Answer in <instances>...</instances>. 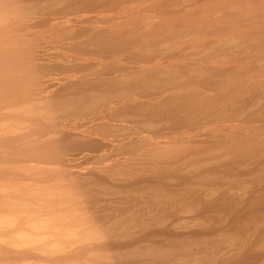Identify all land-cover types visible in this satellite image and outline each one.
<instances>
[{"label":"bare ground","instance_id":"1","mask_svg":"<svg viewBox=\"0 0 264 264\" xmlns=\"http://www.w3.org/2000/svg\"><path fill=\"white\" fill-rule=\"evenodd\" d=\"M179 71H186L192 81L200 79L202 80H198L200 84L206 88L211 86L212 89L214 84H211L209 81L211 79L207 76L218 75L216 78L221 77L220 80L223 81L216 80V83L217 81L221 83L217 85L223 86L222 92L220 93L218 88L220 94H214L213 98H202L207 93L203 96L201 94V98L190 96L191 92L183 95L186 87L182 94V86L178 87ZM181 73L178 76L186 75ZM102 76L106 78L100 81ZM188 76L185 79H188ZM191 79H189L190 82ZM260 87L264 88V0H0V264H264V212L262 211L264 193L256 197L250 193L230 196L225 191L218 190L223 186L230 189H243L246 185L263 186L261 175H264V116H260L257 112L245 114L242 108H238L243 112L241 116L246 115L245 123L259 124L252 126L251 129L250 125L246 127L248 125L246 123L243 125L245 127L238 124V128L228 125L219 134L211 129L213 132L208 131L202 135L199 134V130V132L196 130L198 133L187 136L184 134V137L162 143L172 147L171 150V147L168 148L165 145L168 150H171L169 153L172 156L174 153L176 156L178 154L176 152L178 148L174 149V147L186 146V149L183 147L182 150L179 148L177 151L181 150L183 153L186 150L188 156L180 160L179 158L184 156L180 155L178 160L173 156L175 160L170 155L168 160L171 158L172 162L166 161L167 158L163 160L160 158L159 164L160 161H166L172 167L178 166V170L182 161L183 165L188 162L186 168L196 164L200 169L203 167L196 178L192 177L195 178L194 180L187 177L188 181H197V186H193L195 191L192 193L185 192L192 186L191 182L189 184L188 181L187 183L186 180L184 181L187 179L186 176L184 178L180 175L178 178H183L179 180L176 177L179 183L174 187L183 189V193H187L185 198L194 202H184L185 200L180 202V197L177 198V196H180L182 192L179 189L180 194L177 190L178 194L175 193L177 195L174 193L168 195L170 182H166L168 181L166 177L169 178L170 174L159 178L160 170L159 168L156 170L154 166L153 169L157 171L154 172L157 173L156 175L159 174V180L166 179V181L160 180V183L166 182L165 187H169V190L165 191L164 184H161L160 189L161 186L156 183L157 177L149 180L148 175L155 174L153 171V174H147L148 181H146L147 178H143L145 172L141 175L146 182L141 178L145 186L143 184L140 186V181H137L140 172L136 171L141 169V165H137V169L132 168L134 166L131 167L132 170L136 169L134 175L138 173L135 176L133 173L129 175V177L133 175L134 178L133 183L130 182L132 184L127 183L131 191L127 190L128 185L124 188H127L128 192L133 191L135 196L146 194L147 198L148 192L146 193L144 189L142 191L138 186H144L145 189L149 187L150 189L147 190L153 195L150 193V198L146 200L154 202L143 200L145 198L143 195L141 202L140 197L139 202L136 198L137 202L127 199L125 202L127 204L123 203V206L114 205V202L108 203L111 200L100 205H94L95 202L82 204L83 199L87 200L93 194L82 195L83 199L80 200L82 197L74 195L75 190L72 192L74 194L69 195L63 192L66 191L64 184L66 185L68 181L70 183V180L74 181L73 178L68 177L70 180L67 178L68 180L66 179L63 184L66 176H76L88 170H90L88 173H92L95 169H92L94 165L112 162L110 155L112 159L116 153L115 150H121L119 147L122 143L128 140L129 145L128 142L131 139L127 137H131L130 134H135L136 131L129 132L128 125L127 133L126 130H122L124 133L112 130L117 132V135L121 133L122 138L129 132L130 136H127L126 140L120 139L119 136L115 137V134L113 136L118 139L104 140L102 137L103 135L106 137V132L110 128L108 126L102 127L106 132L102 128L97 131L102 135L101 137L95 133V137L98 136L103 140L99 138L96 140L94 137V141H91L90 136L94 135V131L91 132L92 134L89 133L90 138H84L83 129H88L94 124L99 128L107 119L115 116H110L111 114L124 113L125 107L120 105L119 108L122 110L119 112L118 104H123L125 101L134 104L137 102L141 107L139 104L135 105H138L141 110H150L154 116H158V119L156 118L155 121L149 114L146 115L149 119L144 118L148 119L147 122H144L142 118L143 125L146 123L149 127H157L159 123L160 125L165 123L167 119L156 126L152 125L154 122L157 124L160 114L164 116V119L169 116L173 122L177 120L175 124L168 121L170 125L173 123L175 130L172 129L175 133V126L179 128L180 124L184 125L180 118L185 115L188 120L194 109L202 110L210 115L212 112L216 113L217 109L223 108L219 106L225 104L227 108V104L231 105L234 100L242 98L244 93L254 94L261 89ZM166 90L169 91L168 94ZM259 95L257 98L261 99V96L264 98V92ZM153 96H156L155 100L159 99L158 103L161 98L166 97L163 104L154 106L155 103L151 101ZM120 97L124 98V101ZM263 98L261 99L263 103H260L261 100L258 102L259 99L252 98L251 104L254 102L253 106L254 104L258 106L260 103L264 107ZM150 101L153 107L150 106ZM128 104L124 105L128 107ZM134 104H130L129 109L130 106H135ZM114 108L117 110L115 111ZM133 108L131 107L130 110ZM112 109L115 112L110 114ZM235 111L239 116L241 111L238 110V112L237 109ZM126 112L121 119L120 114H116L120 121L129 113ZM215 113L213 116L216 117ZM234 114L235 112L230 113V115ZM131 115L127 118L131 117L129 120L130 123L134 121L132 126L134 127L137 114L134 118ZM69 116H72L74 121L77 120L75 117L79 116L80 121L78 122L77 117V123H72L70 118L71 123L66 124ZM219 116L222 115H217L218 118ZM66 118L68 119L66 123L64 122L65 124L61 120L60 123L57 122L59 119L66 120ZM115 119L118 122L119 119ZM132 119L134 120L131 121ZM123 121L121 124H124ZM137 121L136 124L141 123L140 120ZM167 124L166 126H170ZM114 126L113 124L112 127ZM147 126L143 127L148 128ZM115 128L119 129L118 126ZM136 128L139 127L136 126ZM203 131L206 132L205 129ZM107 136L108 139H114ZM157 136L160 140L161 136ZM81 137L88 143L80 142ZM132 138H134L133 135ZM136 140L133 141L134 144L139 143V141L136 143ZM134 144L131 143L130 147L124 145V149L125 146L134 148L133 146H136ZM137 146L140 148L142 145ZM197 146L199 151L196 149ZM165 147L162 151L161 146L163 156L162 152L161 154L158 152L161 157H164L167 151ZM193 147H196V150H192ZM112 150L113 154L110 152ZM131 150L129 151L132 152ZM65 151L75 154L72 153L69 158L70 152H68L65 157L63 155ZM127 151L118 153L124 155L122 153H128ZM107 152H110L108 153L110 155ZM132 153L139 155V151L137 154ZM205 154L213 157H203L206 156ZM153 155L159 156L155 153ZM194 155L199 156L201 160L196 162L195 159L198 157L192 160L191 157ZM115 156L113 162H115ZM144 156L143 163H152L154 159H157L156 157L153 159L150 155L149 159L153 160L151 162L147 160L148 158L146 159V155ZM121 158L118 159L121 161ZM223 158L226 160H222ZM126 159H129L128 156ZM134 159H129L127 166H125L127 162L124 161L122 165L128 169L129 163L132 162L131 165H133ZM79 160L85 162L89 160V163L96 164L90 167L88 163L86 167L81 168L80 164L76 163ZM120 161L118 162L122 163ZM209 161L212 164L217 162L215 165L218 162L219 164L218 166L209 164L212 170L205 169ZM119 163H115V166H120ZM140 163L143 166L142 161ZM161 163L165 164V162ZM148 166H145L149 168L147 170L152 169ZM164 166L161 167L166 169L167 167ZM99 167L98 170L95 169L97 172L100 170ZM106 167L105 165L103 169L100 167L101 173L110 172L108 167L107 172L104 170ZM131 168L127 170L128 172L130 170V173ZM118 169L120 168L114 169V173H117L115 171ZM140 169L138 171H142ZM259 169L260 173H258ZM150 171L146 172L151 173ZM162 173L165 174V170ZM167 173L168 170H166ZM93 175L94 177L99 175L97 179L91 178V181L94 180L92 182L96 184L95 181L99 180L101 174L96 175L93 171ZM119 175L114 174V176ZM170 176L172 180L169 179V181L177 182L174 175ZM104 177L106 182L110 180L107 179L110 176ZM119 177H114L115 179L110 177L113 179L112 183L117 179L118 184ZM104 179L101 177V180L105 181ZM125 181L127 182V178ZM122 182L124 181L121 179ZM182 182L189 187L184 186L185 189L182 188L183 185L179 186ZM112 183H108L107 187L104 183L102 184L108 189L111 188L110 185L118 186ZM154 184L159 189H154L156 188ZM120 185V188H123L122 184ZM198 187L200 191L197 193ZM215 187L218 189H214ZM116 189L115 191H120ZM132 189L136 191L138 189V192L141 189V191L134 194L136 191ZM122 193H125V190ZM214 193H217L216 198L208 199ZM126 194L127 198L132 196L131 193L129 196ZM65 195L70 196L69 198L73 201L79 198V202L82 203L78 200L65 202L68 199ZM88 195L89 197H86ZM171 195L176 198H172ZM63 196L66 198L64 201H62V198L65 199ZM169 196V200L175 198L179 202H170L172 199L169 201ZM163 198L164 200H161ZM165 198L169 202H164ZM208 200L211 202H207ZM244 205L249 206L248 212H243ZM223 214L227 219L220 218ZM244 220L249 224L252 223L254 228L263 224V229L259 227V232H256L258 230L252 228L255 233L251 229L252 225H249L250 228L247 226L248 229L244 231ZM226 221L227 225H230L225 224L227 227L235 226V229L237 225L239 227L242 224L239 227L240 229L242 226L241 231L237 227L239 234L235 230L234 234L227 236L225 232L230 233L234 228H228L229 231L223 229L221 224ZM246 224L245 222L244 225ZM251 233L253 236L257 235L251 240V244L246 243V236L250 239Z\"/></svg>","mask_w":264,"mask_h":264},{"label":"rangeland","instance_id":"2","mask_svg":"<svg viewBox=\"0 0 264 264\" xmlns=\"http://www.w3.org/2000/svg\"><path fill=\"white\" fill-rule=\"evenodd\" d=\"M160 49H161V48H160ZM162 62H163V61H162ZM187 63H191V62H190V61H187ZM190 65H191V64H190ZM186 67H187V66H186ZM180 72H182V73H186V75L183 76L184 74L181 73L182 76H178V75L180 74ZM188 72L191 73L190 71H188ZM179 74H177V78L180 77V78H179V79H180L179 81H180V83H181V82H182V83H181V84L178 83V87H179V85L182 86V87H181V89H182V92H181V93H182V94H183V92H184V88L186 87V88H185V92H184L183 95H185V94L188 95V94L191 92V93L189 94L190 96L197 97V98L200 97V98H201L203 95H205V94L207 93V94H206L205 96H203L202 98H204V97H205V98H209V97H210V98H211V97L213 98V97H214V94H215V95H216V94L219 95V94L222 92L223 86H218V85H217V84H219L218 81H219L220 78H221V77H220L219 79L216 78V77H218V75H216V77L211 75L213 79L210 78V77H211L210 75H209L210 77H208V76L206 75L207 78L211 79V80H209V81L211 82V84H214V85H213V86H214L213 89H212L211 86H209V87H210V89H209V87L206 88L205 86H203L202 84H200L201 82L198 81V80H200V79H197L198 83H197V81L194 80V79H193V81H192V79L189 78L190 76L187 75V72H186V71H185V72H184V71H179ZM187 76H188V79H185ZM183 77H184V78H183ZM105 78H106V76H104V78H103V76H102V79L100 78V81L103 80V79H105ZM181 78H183L184 80L181 79ZM189 79H191V82H190ZM213 80H214V81H213ZM216 80H218L217 83H216ZM179 81H178V82H179ZM200 81H202V80H200ZM222 81H223V80H220V82H222ZM97 82H98V81H97ZM185 82H187V83H185ZM220 84H221V83H220ZM220 84H219V85H220ZM198 85H199V86H198ZM201 85H202V86H201ZM215 85H216V86H215ZM189 86H190V87L192 86L193 88H192V87L190 88ZM196 86H197L199 89L196 88ZM188 87H189V88H188ZM216 87H217V88H216ZM221 87H222V88H221ZM204 88H205V89H204ZM214 88H215V89H214ZM218 88H219V92H220V93L218 92ZM220 88H221V90H220ZM260 88H261V89H258V90H257L258 93H257V91H256L257 94L254 93V94L256 95V98H255V95H254L253 93H249V92H247V94L244 93V94L242 95V98H239V99H238V100H239V103H238V100H234V101H233L234 104H233V103H231V105L227 104V108L225 107V106H226L225 104H224L225 106H224V105H223V106H222V105L219 106V108H220V107H223V108H220V109H217V108L215 107V108L217 109V112H218V111H220V112H218V114H216L217 112H216V113H215V112L210 113V115H211L212 117L209 115V113H208V115H207V113H206V112H203L202 110L199 111V110H197V109H196V110L194 109L193 111H195V112L192 111L193 114L191 113L192 115H190V117H189L188 120L185 118V115H183V116H184V119H183V116H182V118H180L181 121L184 122V125L182 126V125L180 124L179 128H177L178 126H177V127L175 126V128H176V132H175V133L173 132V131L175 130V129H174V126H173V123L175 124L177 120H176L175 122H173V121H172L173 119L169 118V116H167V118L164 119V116H162V114H160L161 116L159 117V120H161V121L158 120L157 124H156V122H154L152 125L156 126V125H158L159 122H162V120L165 121V120L167 119V120L165 121V123L162 122V123H163L162 125H160V123H159V125H158L157 127H149V126L146 125V123L143 125L144 122H147V121H148V119H149L148 117H149L150 115H152V116H150V117H151V118L153 117L154 120H155L156 118L158 119V116H154V115L150 112V110H147V111L144 110V111H145V112H144L143 110L140 109L141 106H140V104L137 103V102H135V104H139L140 107H138V105L136 106V105L132 102L136 107H135V106H130V109H131V107H132V108L134 107V108H136V109L133 108V110H130V109H129V105H130V104L133 105V104H132L131 102H129V101H127V102L125 101V103L121 104V103L119 102V100H120V99L123 100L124 98L122 99V98L120 97V99L117 100V102L120 103V104H118V105H119L118 108L120 107V105H122L121 107H125V108H123V110H124L123 112H124V113L121 112L122 109H120V108H119V109H120L119 112H121L122 114L118 112V113L120 114V115H119V114H117V113L115 112V111L117 110V109H115V108H117V103H115V104H116V105H115L116 107L114 108L115 111H114V109H112L113 111L111 110V111L109 112L110 114H111V112H112V113L115 112V113H114V114H111V115L109 114V115H110V116L115 115L116 117L113 116L114 119H113V117H110V118H109V120H111L110 122H109V120L107 119V120L102 124V125L105 124V126L100 125L99 128H98V126L96 127V125L94 124V126L92 125L93 127H92V126H90V128L88 127L89 132H88V129H83V134L85 135V136H84V135H83V136H84V138H90V137H92V138H91L92 140H91V139H89V140L94 141L95 133L98 135L99 133H98L97 131H99V129H101L102 127H106V126L110 127V128H108V130L110 129L111 131H108V130H107V132H109V133H107L106 130L102 128V129L106 132V137L103 135L102 138H103L104 140H107V141L118 139V138H115L116 136H119V138H120V137H121V136H120L121 133H124L122 130H126V133H127V131H129V130H130L129 132H131V130H132L133 133L136 131L135 134H130L131 137H127V136H130V135H129V132H128L127 135L124 134V135H126L125 137L123 136V134H122V136L125 138V140H126L127 138H130V139L132 140V141L130 140V142H128L129 145H130L131 143L134 144L136 138H139L138 140H136V143H138V141H139V143H138V144H134V145H136V146H137V145H139V146L142 145V146L140 147V148H142L141 151L139 150L140 148H139L138 146H137V147H136V146H133V147H134V148L136 147L137 149L139 148V149H138L139 153H138V151H136V150H137L136 148H135V149H134V148H129L130 146L127 144V141H128V140H127L124 144L122 143V145H121L120 147L118 146L119 148H121V150H119V148H118L117 150H119V151H121V152H122V151L125 152V151H127V150L129 151V150L133 149V150H135L136 152L133 151V150H131L132 152H134L135 154L138 153L139 155L141 154V156H139V155H138V156H137V155H134V154H133L132 152H130V151H129V152L127 151L128 153H122V154L125 155V156H124V155L119 154V153H118L119 151H116V150L114 149L116 153H114L113 150L110 151V152H111V154L114 153V156L116 155V156H115V162H113V160H114V159H113L114 156H113V158L111 159L112 155L108 154V153H110V152H107V154L110 155V160H112V162H105V163H107L108 165H107V164H98V165H94V164H96V163H92V164H91V162L89 163V160H88V162H87V161L85 162V161H83V160H82V161L79 160V161H77L76 163H77L78 165L80 164L79 167H81V168H82V167H86V166L88 165V163H89V166H90V167H92V166L94 165V166L92 167V169L95 168L96 170H98L99 165H100V167H101L102 169L104 168V165H105V166H107V167L109 168L110 172L107 170V169H108L107 167H106L104 170H105L106 172L108 171V173H109L110 175H109L108 173H106V174L101 173V172H102V171H101L102 169L99 167L100 170H99L98 172H97L95 169L93 170L94 173H96V175H98L99 173L102 175V176L100 175V178H98L99 180L95 181V182H97L96 184L93 183L94 180H92L93 182L91 181V178H92V179H97V177H99V175L96 176V177H94V175L92 176L93 171H92V173H90V172L88 173V171H90V170L85 171L84 173H81V174H77L76 176L71 175V176H66V178L63 177V178H65V181H64V179H61V181H64L63 184L66 182V179H67L68 177L73 178L72 180H74V181L71 182L70 178H68V179L70 180V183H71V184L73 183V184L71 185L70 183H68L69 181L67 182L66 185L64 184V186L66 187V188H65L66 191H63L64 194H65V192H67L66 194L69 195L70 193H72V192L75 190V191H74L75 194H74V193H72V194L76 195L77 197L80 196L79 198L82 197L80 200L83 199V196H82V195H85V194H87V193L93 194V195H91L90 197H89V195L86 196V197H89V199H87V198H86L87 200H84V199H83L82 202H84V203H82L81 201L79 202V200H78L79 198H78V199H75V198H74L75 196L72 195L73 199H75L74 201L78 200V202H79V203H82V204H85V203L88 204V203L95 202V204H94V203H92V204H94V205H96V204H97V205H100V204H104V202L107 203L109 200H111V201H109L108 203H112V202H114V203H115L114 205H121V206H123V205H124L123 203H125V202L127 201V199H129L130 201L132 200L133 202H137V201L135 200V198L138 200L139 197H140V202H141V199H143L142 197H143L144 194H143L142 196H138V195L136 194L137 196H135V195H133V191L130 192V191H131V190H130L131 187H129V185L133 183V182H132L133 179H134V178H133V175H134V172L136 171V169H137V167H138L137 165H139V166L141 165V169L139 168L140 170H142V169L144 170L143 167H145L146 165L148 166V164H151V165H149L148 167H150V168L152 167V169H153V166H154L155 169H156V168H159L160 171L162 170L161 172H160V171L158 172V173H160V177H159V178L164 177V176H167L168 174H170V175H174V179H176V177H177L178 180L181 179V178H183V177L178 178V177H180V175L184 176V178H185V176H186V178H187V177H188V178H190V177L192 178V177H194V176H195V178H196L197 173H199V171H201L203 167H201V169H200V168H199V165H197V164H196V166H192V167H191V165H189L190 168H188V167H187V168L190 169V170H188V169L185 167V166L188 165V164H187V163H188L187 161H186L187 163H186L185 165L182 164L183 161L181 162L182 165L179 164V166H181V167H179L180 170H178V168H177L178 166H176V165H174V167H172V165H169V163H168V164L166 163V161L168 160L169 156L171 155V153H169V151L172 150V147H171L170 145H166V144H162V143H163V142L166 143V142H168V141H172V140H174L175 138H176V139H179V138H181V137H184V134H185L186 136L189 135V134L191 135V134H193V133H196L198 130L201 132V133H200V132L198 131L199 134H202V135L208 133V131H209V133L213 132V131H211V129L214 130V131H217L216 133L219 134V132L221 133V131H222L223 129H226L228 125H230V127L233 126V125H234L233 127H235V126L237 127V126H239V125H241V124H242V126H243V125H246V123L248 124L249 122H246V123H245V121H246V120H245V117H246L245 114H250V113L252 114V113L257 112L260 116L263 117V116H264V115H263V114H264V107H262V106L260 105V103H263V101L261 100L263 97L261 96V99L257 98V97H258L257 95H259L261 92H264V88H263V87H260ZM186 89H187V90H186ZM188 89H189V91H188ZM196 89H197V90H196ZM202 89H203V90H202ZM163 90H164V89H163ZM192 90H193L195 93H194ZM195 90H196L197 92H196ZM259 90H260L261 92H260ZM160 91H161V90H160ZM160 91H159V92H160ZM164 91H165V90H164ZM166 91H167V90H166ZM186 91H187V93H186ZM198 91H199V92H198ZM209 91H210V92H209ZM213 91H214V93H213ZM157 92H158V91H157ZM168 92H169V91H167L166 93L168 94ZM192 93H193L194 95H193ZM197 93H200V94H197ZM203 93H204V94H203ZM155 94H159V93H155ZM163 94H164V93H163ZM163 94H162V95H163ZM167 94H166V95H167ZM195 94H196V95H195ZM201 94H202V96H201ZM250 94H251V95H250ZM252 94H253V95H252ZM133 95H135V94H133ZM199 95H200V96H199ZM209 95H210V96H209ZM244 95H245V96H244ZM248 95H249V96H248ZM252 96H253V97H252ZM259 96H260V95H259ZM123 97H124V96H123ZM165 97H166V96H164L163 98L165 99ZM247 97H248V98H247ZM251 97L254 98V99H257V100L259 99L258 102H260V100H261V102L259 103L258 106H257V105L255 106V104H254L255 108H252V107H254V106H253V103H254V102L251 104V101H252V98H251ZM125 98H126V97H125ZM152 98H153V100H151ZM154 98H156V96H155V97L153 96V97H151V99H150L152 102L155 103L154 106H159V104H163V100H164V99L161 98L160 102H162V103H160V102L158 103L159 99H158V100L156 99V100H157V102H156V100H155ZM243 98H244V99H243ZM250 98H251V99H250ZM117 99H118V98H117ZM240 99H241V101H240ZM248 99H249V100H248ZM263 99H264V98H263ZM125 100H127V98H126ZM242 100H243L244 102H243ZM123 101H124V100H123ZM151 101H150V106L153 107V105H152L153 103H152ZM114 102H116L115 99H114ZM236 102H237V104H236ZM258 102H257V103H258ZM128 103H130V104H128ZM157 103H158V104H157ZM243 103H244V104H243ZM249 103H250V104H249ZM255 103H256V102H255ZM112 104H113V103H112ZM124 104H125L126 106H127V104H128V107H126ZM247 104H249V105H247ZM123 105H124V106H123ZM242 105H243V106H242ZM246 105H247V106H246ZM250 105H251V106H250ZM147 106L150 108L149 104H148ZM228 106H229V107H228ZM240 106H241V107H240ZM248 106H249L250 109L248 108ZM137 107H138V108H137ZM233 107H234V108H233ZM261 107H262V108H261ZM126 108H128V109H126ZM146 108H147V107H146ZM238 108H242L241 110H243V112L245 113L244 116H243V115L241 116V113H243V112H242L240 109H238ZM243 108H244V109H243ZM246 108H248V109H246ZM119 109H118V110H119ZM125 109H126L127 112H129V113H128L129 115L132 114V115H131V116H133L132 118H134L135 115L137 114V115H136L137 118H135L136 121H137V119H139V120L141 121V123H142L144 118L147 117L148 119H147V120L144 119V122H143L142 124H141V123L136 124V121H135V125H136L137 127H139V128L137 129L136 126H134V127H135V128H134V127H132V126L134 125V124H133V123H134V121H133L134 119L131 120V121H133V123L131 122V123H132V124H131V123H130V120H129V118H131V117L127 118V117L129 116L128 114H127V116L125 115L126 117H123V118H124V119H123L124 121H123V120L120 121V119L122 118V115L125 114V112H126ZM147 109H148V108H147ZM236 109H237V111H238V110L241 111V112L239 113V114H240L239 116L236 114V113H237V112L235 111ZM245 109H246V110H245ZM224 110H225V111H224ZM259 110H260V111H259ZM148 111H149V112H148ZM239 111H238V112H239ZM246 111H247V112H246ZM127 112H126V113H127ZM131 112H133V113H131ZM147 112H148V113H147ZM202 112H203V113H202ZM222 112H223L225 115H224ZM234 112H235V114H236L238 117H237L235 114H234L235 116H234V115H230V113L233 114ZM130 113H131V114H130ZM134 113H136V114L133 115ZM138 113H141V114H138ZM201 113H202V114H201ZM214 113L216 114V117H215V115L213 116ZM261 113H262V115H261ZM116 114L120 116V119H119V117H117ZM142 114H143V115L145 114V115H144L145 117H144ZM147 114H149V116H146ZM197 114H199V115H197ZM204 114H206L207 116L204 115ZM138 115H140V116L138 117ZM141 115H142L143 117H142ZM164 115H167V114H164ZM203 115H204V116H203ZM217 115H222V116H219V118H218ZM123 116H124V115H123ZM229 116H230V118H229ZM66 117H67V116H66ZM74 117H75V116H74ZM77 117L79 118V120H78ZM161 117H163V119H160ZM186 117H187V114H186ZM202 117H203V118H202ZM220 117H221L222 119H221ZM225 117H226V118H225ZM61 118H62V117H61ZM63 118H65V117L63 116ZM70 118H71V120H72V123H77V120H78V122L80 121V117H79V116H76V117H75V118L77 119L76 121H74V120L72 119V116H71V117L69 116V119H68V118H66V120H64V119H63V120H62V119H59L57 122H59V121L61 120V122L63 121L62 123H64V122L66 123V121H67V119H68L69 122L67 121L66 124H68V123L70 124V123H71ZM115 118H118V119H119L118 122L120 121V122H119L120 124H121L122 121H123L124 124H125L126 126H125L124 124H121V125H120V124L117 122V120H116ZM126 118H127V119H126ZM142 118H143V119H142ZM197 118H198V119H197ZM206 118H207V119H206ZM231 118H233V119H231ZM238 118H239V119H238ZM242 118H243V119H242ZM157 119H156V120H157ZM170 119H171V120H170ZM182 119H183V120H182ZM216 119H217V120H216ZM218 119H219V121H218ZM241 119H242V120H241ZM258 119L261 120L260 117H258ZM81 120H82V119H81ZM112 120H114V121H112ZM125 120H126V122H128L127 120H129V122H128L129 124H128V123L126 124ZM139 120H138V121H139ZM156 120H155V121H156ZM178 120H179V119H178ZM184 120H185V121H184ZM186 120H187V121H186ZM203 120H204V121H203ZM207 120H209V121H207ZM212 120H213V121H212ZM222 120H223V121H222ZM229 120H230V121H229ZM73 121H74V122H73ZM115 121H116L117 123H116ZM138 121H137V122H138ZM168 121H169V122H173L172 125H170L171 123L169 124ZM195 121H197V123H196ZM227 121H228V122H227ZM53 122H54V121H53ZM55 122H56V121H55ZM166 122H167L168 124H167ZM177 122H178V121H177ZM185 122H186V123H185ZM205 122L207 123V126H206V123H205ZM214 122H215V123H214ZM217 122H218V123H217ZM237 122H238V123H237ZM242 122H243V123H242ZM59 123H60V122H59ZM62 123H61V124H62ZM65 123H64V124H65ZM108 123H111V124L109 125ZM193 123H194V124H193ZM202 123H203V124H202ZM210 123H211V124H210ZM219 123H220V124H219ZM221 123H223V124L225 125V127H224V125L221 124ZM228 123H229V124H228ZM234 123H236L237 125H235ZM106 124H107V125H106ZM113 124L115 125L114 127H112ZM140 124H141V125H140ZM166 124H167V125H170V126H166ZM178 124H179V123H178ZM182 124H183V123H182ZM214 124H215V125H214ZM238 124H239V125H238ZM257 124H258V123H256V124H255V123H252V124L250 123V124L246 125V127H247V126L249 127V125H250V126H251L250 129H251L252 126L254 127V126L257 125ZM123 125H124V126H123ZM127 125H128V127L130 126L129 130H128ZM142 125H143V126H147L148 128L143 127ZM216 125H217V126H216ZM219 125H221L222 127L220 126V128H219ZM258 125H259V124H258ZM263 125H264V124H263ZM117 126H118L119 129L115 128V127H117ZM119 126H120V127H119ZM121 126H122V127H121ZM140 126L143 127V129H142ZM171 126H173V127H171ZM205 126H206V127H205ZM211 126H212V127H211ZM215 126H216V127H215ZM242 126H240V127H242ZM123 127H124V128H123ZM169 127H171V128H169ZM203 127H204V129H205V131H206L205 133H204V131H203V130H204ZM223 127H224V128H223ZM243 127H245V126H243ZM92 128H93L94 130H93ZM97 128H98V129H97ZM106 128H107V127H106ZM111 128H112V129H111ZM114 128H115V129H114ZM121 128H123V129H121ZM145 128H146V130H144ZM152 128H153V130L151 131ZM161 128H162V129H161ZM163 128H164V129H163ZM172 128H173L174 130H173ZM192 128H193V129H192ZM207 128H209V130H207ZM213 128H214V129H213ZM217 128H218V130H217ZM221 128H222V129H221ZM237 128H238V127H237ZM96 129H97V130H96ZM134 129H135V130H134ZM139 129H142V131H143V130H144V131H143V132H142V131H139ZM149 129H150V131H148ZM158 129H159V130H158ZM166 129H167V130H166ZM169 129H171L172 131L169 130ZM189 129H190V130H189ZM219 129H220V131H219ZM84 130H86L88 133H85L86 131H84ZM90 130H92V131H90ZM112 130L120 131L121 133L118 132V133H120V135H119V134L117 135V132L115 133V132L112 131ZM154 130H155V131H154ZM157 130H158V131H157ZM179 130H180V131H179ZM196 130H197V131H196ZM93 131H94V135H91V136H90V134H92ZM95 131H96V132H95ZM137 131H139V132H137ZM153 131H154V132H153ZM159 131H161V132H159ZM202 131H203V133H202ZM91 132H92V133H91ZM110 132H111V133H110ZM112 132H113V133H112ZM158 132H159V133H158ZM185 132H186V133H185ZM198 132H197V133H198ZM89 133H90V134H89ZM146 133H147V134H146ZM148 133H149V134H148ZM171 133H172V134H171ZM182 133H183V134H182ZM86 134H87V135H86ZM111 134H112V137H110ZM114 134H115V137L113 136ZM137 134H140V135H137ZM151 134H152V135H151ZM176 134H177V135H176ZM181 134H182V135H181ZM99 135H100V137L102 136L101 134H99ZM99 135H98V136H99ZM107 135H109V138H113V137H114V139H108V136H107ZM132 135H133L134 138H132ZM134 135H136V136H134ZM157 135H159V137H160V136H161V137L163 136V137H164V140H163V137H162V138L160 137V140L157 139V138H158ZM164 135H165V136H164ZM171 135H172V136H171ZM180 135H181V136H180ZM88 136H90V137H88ZM98 136L95 137L96 140H98V138H99ZM138 136H139V137H138ZM144 136H146L147 139H146V137H144ZM156 136H157V137H156ZM168 136H169V137H168ZM126 137H127V138H126ZM141 137H142V138H141ZM153 137H156V138H153ZM170 137H171V139H170ZM81 138H82V137H81ZM102 138H101V139L99 138V140H103ZM124 138L121 137L120 139H123V140H124ZM140 138H141V140H140ZM166 138L168 139L167 141H166ZM82 139H83V138H82ZM82 139H81V140L79 139L80 142H81V141H82V143H83V142H86V141H84L85 139H83V140H82ZM86 140L89 141L88 139H86ZM146 140H147V141H146ZM148 140H149V141H148ZM156 140H157V141H156ZM133 141H134V142H133ZM154 142H155L156 144H158V145H156ZM86 143H88V142H86ZM142 143H143V144H142ZM148 144H149L150 146H149ZM152 144H153V145H152ZM160 144H161V146H162V151H164L163 149H164L165 145H166L168 148L171 147V148H170L171 150H170V149L168 150V149L165 147V150H167V151H165V153H164V154H165L164 157H161V155H159V153H158V152H160V154H161V152H162V151H161V146H160ZM124 145H128L129 147H128V146H125V149H124ZM122 146H123V147H122ZM131 146H132V145H131ZM144 146H145V147H144ZM146 146H147V147H146ZM148 146H149V147H148ZM126 147H128V148H126ZM159 147H160V148H159ZM183 147H185V149H186V146H182L181 148H180V147H174V149H175V148H178V149L180 148V149L182 150ZM147 148H148V149H147ZM155 148H156V149H155ZM193 148H194V149H192V150H196V149H198V146H197V148H196V147H193ZM195 148H196V149H195ZM146 149H147V150H146ZM157 149H158V150H157ZM178 149H177V150H178ZM124 150H125V151H124ZM151 150H153V152H152ZM155 150H156V151H155ZM177 150H176V152L179 154V152H180L181 150H179V152H178ZM199 150H200V149H198V151H199ZM142 151H143V152H142ZM149 151H150V152H149ZM68 152H70V154H68ZM121 152H120V153H121ZM140 152H141V153H140ZM156 152H157L158 154H157ZM167 152H168V153H167ZM174 152H175V151H174ZM192 152H194V151H192ZM195 152H196V151H195ZM72 153L75 154L74 152H71V151H65V154H66V155H65V154H63V155H64L65 157H67V154H68V155H69V158H70V155H72ZM117 153H118L119 155H118ZM146 153H147V154H146ZM153 153H155L156 155H159L160 157L158 156V157H159V158H158L157 156H154ZM183 153H185L186 155H184ZM183 153H182V151H181L179 155L177 154V156H176V153H174L175 155H174L173 153H172V154H173V156H175V157L177 158V160H178V157L184 156V157L179 158V160H180V159H184L185 156H188L187 153H186V150L183 151ZM126 154H128L127 156H128L129 159H134V158H135V159H134V162H133V165H131L132 162L129 161V162H130L129 164H130L131 166H130V165H128V166H129L130 168H131L132 166H134V167H132V168H136L135 170L133 169L134 171H133L132 168H131V171H132L131 173H130V170H129V172L127 171V170L130 169V168L127 167L128 169H126V167H125V166H127V164H128V160H129V159H128V160L126 159V158H127ZM132 154H133V155H132ZM143 154L146 155V159L148 158V159H147L148 161H151V162L153 161L152 159H149V158H151V157H152L153 159L156 157L157 159H154V161H153L152 163H150V162H144V163H143V161H144L143 158H145V156H144ZM148 154H149V155H148ZM210 154H211V153H210ZM150 155H151V157H149ZM152 155H153V156H152ZM180 155H181V156H180ZM205 155H206V154H205ZM208 155H209V154H208ZM117 156H118V157H117ZM123 156H124V157H123ZM129 156H130V157H129ZM136 156H137V157H136ZM162 156H163V152H162ZM165 156H166V157H165ZM171 156H172V155H171ZM173 156H172V157H173ZM116 157H117V159H116ZM120 157H122V158H121V159H122L121 161L118 159V158H120ZM125 157H126V158H125ZM132 157H133V158H132ZM138 157H139V158H138ZM141 157H142V159H141ZM197 157H198V158H197ZM203 157H206V158H207L208 156L206 155V156H203ZM212 157H213V156L209 155L208 158H212ZM124 158H125V159H124ZM160 158H162V160H163V158H167V159H165L166 161H160V164H159V160H160ZM173 158H174V157H173ZM173 158H172V159H173ZM195 158H197V159H195ZM123 159H124V160H123ZM146 159H145V161H146ZM158 159H159V160H158ZM174 159H175V158H174ZM174 159H173V161L176 160V159H175V160H174ZM191 159H192V160L195 159V161H196V160H197V161H200V160H201V158H200L199 156H196V155L192 156ZM224 159H225V158H223L222 160H224ZM126 160H127V161H126ZM156 160H157V162H156ZM170 160H171V158L168 160V162H169ZM192 160H191V162H195V161H192ZM225 160H226V159H225ZM225 160H224V161H225ZM90 161H92V160H90ZM93 161H94V160H93ZM118 161H120V162H122V163H119ZM123 161H124L125 163L127 162V163L125 164V166L122 165V164L124 163ZM131 161H133V160H131ZM137 161H138L139 163H140V161H142L143 166H142L141 163L138 164ZM197 161H196V162H197ZM211 161H212V160H211ZM211 161L207 162V163H208V167H207V163H206V167H205V169H206V168H209V169L212 170V167H210L209 164H211V166H212V165H214V166H218L219 162H218L217 165H215L217 162H214L215 164H212V163H210ZM136 162H137V163H136ZM161 162H165V164H162ZM171 162H172V160H171ZM212 162H213V161H212ZM82 163H83V164H82ZM86 163H87V164H86ZM109 163H113L114 165H113V164H112L113 166H112L111 164L109 165ZM115 163H117V164L119 163L120 166H119V165H118V166H115ZM153 163H154V164H153ZM200 163H201V162H200ZM220 163H221V160H220ZM225 163H226V162H225ZM225 163H223V164H225ZM135 164H136V165H135ZM144 164H146V165H144ZM152 164H153V165H152ZM161 164H162L163 166H164V165H169V166H166L168 169H167L165 166H164V167H165L166 169H164L163 167H161V166H162ZM194 164H195V163H194ZM102 165H103V166H102ZM155 165H158V166L156 167ZM159 165H161V166H159ZM200 165H201V164H200ZM109 166H110V167H109ZM175 166H176L177 170H175V169H176ZM182 166H183L184 168H183ZM61 167L63 168V166H61ZM111 167H112V168L115 167V168L112 169ZM122 167H123V168H122ZM171 167L174 168V170H173ZM110 168H111V169H110ZM117 168H120V169H118V170L115 171V172H117V173H114V169H117ZM145 168H146V167H145ZM160 168H161V169H160ZM169 168L172 169L173 173H171L172 171L170 172V169H169ZM191 168H192V169H191ZM213 168H215V167H213ZM124 169H125L127 172H126ZM139 169H137L136 172H138V173L140 172V173H139V176H138L140 179H139L138 177H136V178H138L137 181H140V184H141L140 186H142V184L145 186L144 182L148 181V178H149V177H150L149 180H151L152 177H154V179H155V177L158 178V176H159V174L156 175L157 173H155V172H157V171H155V169H153V170L150 169V170H151V171H150V170H147V169H149V168H146L145 171L142 170L143 172H142V171H138ZM104 170H103V172H104ZM120 170H122V171H120ZM156 170H158V169H156ZM164 170H165V174H166V170H168V173H167L166 175H165L164 173H162V172H164ZM111 171H112V173H111ZM124 171L126 172V174H127L128 176L125 175ZM146 171H147V172L150 171L151 173H147ZM152 171H153V173H155V174H153ZM154 171H155V172H154ZM118 172H119V174H120V172H122V173L119 175ZM144 172H145V173H144ZM169 172H170V173H169ZM180 172H181V173H180ZM86 173H87V175H86ZM104 173H105V172H104ZM123 173H124V174H123ZM132 173H133V175H131L132 177H131V176L129 177V175L132 174ZM138 173H135V175H137ZM143 173H144L143 178H147V174H153L154 176H153V175H148L149 177H148L147 180L145 181V179H143L142 176H141ZM174 173H175V174H174ZM258 173H260V169H259V172H258ZM88 174H89V175L91 174L92 177H91V176H88ZM114 174H115V175H119V176L122 175V176H121V177H119V176H114ZM145 174H146V176H145ZM161 174H162V176H161ZM176 174H178V176H175ZM184 174H185V175H184ZM105 175L110 176V177H112V178H114V177H119L120 180H119V178H118V181H119L118 184L116 183V180H117V179L114 180L115 182L112 183L113 179L110 178V177H109V178L107 177V179H110V180H107V182H106V178L104 177ZM111 175H113V176H111ZM123 175L127 176V177H126V178H127V182L125 181L126 178H123V177H125V176H123ZM135 175H134V176H135ZM170 175H169V178L166 177V179H167L168 181H166L165 178H162V179H165L166 182H170V186H169V183H167V186L170 187V190H169V187H167V188L165 187V183H166V182H165V183H164V182H163V183H162V182L160 183V180H162V179L159 180V178H158V181H157L156 183H157V184L159 183L158 186H159V185L161 186V184H162V185L164 184L163 187L165 188V191H168V190H169V192H168L169 194H168V195H170V193H171V194H173V193H174V194H175V193L178 194L177 190L179 189V187L176 186V187H177V188H176V187H174V186H175L176 184L178 185L179 182L177 181V179H176L177 182H175L174 179H173L174 181H169V179L172 180V179H171L172 177H171ZM79 176H80L81 178H80ZM86 176H87V177H86ZM77 177H78V178H77ZM85 177H86V178H85ZM101 177H103V179L105 178V179H104L105 181L101 180ZM128 177L130 178L131 181L128 179ZM79 178H80V179H79ZM136 178H135V179H136ZM141 178L144 180V182H142L143 180H141ZM188 178H187V179H184V181L186 180V183H187V181L189 180ZM195 178H194V179H195ZM68 179H67V180H68ZM76 179H77L78 181H77ZM85 179H86L87 181H86ZM114 179H115V178H114ZM121 179H122L124 182H126L124 185H123L124 182L121 183ZM192 179H193V178H192ZM194 179H193V180H194ZM100 180H101V181H100ZM193 180L188 181L189 184H190V182H191V184H192V186L190 187V188H192V190L189 188L190 191H189V190H188V191H187V190H186V191L184 190L185 192H187V193H190V192H191V193H192V191H195V188H193V186H194V187L197 186V185H196V182H197V181L195 182V181H193ZM261 180L263 181V186L252 187V186L246 185L243 189H234V188H233V189H230V188H228V187H226V186H223V187H221V188H219V189H218L217 187H215L214 189H218V190H221V191H225V193H226L227 195H230V196H232V195H244V194H249V193H250L253 197H256V196H258L260 193H264V175H261ZM89 181H90V182H89ZM102 181H103V182H102ZM134 181H135V180H134ZM163 181H164V180H163ZM181 181H182V180H181ZM76 182H77V183H76ZM80 182H81L82 184H81ZM86 182H87V183H86ZM98 182H99V183H98ZM100 182H101V184L104 183L105 187H107L106 185H109L110 182H111L112 184L115 183V186H117V185L119 186L120 184H122L123 188H124V186H127L130 182H132V183H130V184L128 185V187H127L128 189H127V188H124V189H123V188L121 187V188H122V190H121V188H120L121 185H120L119 187L117 186L118 188H117V187H113V185H112V186L110 185V187H111L112 189H111L109 186H108V187H109L110 189H108V188L103 187L104 185H103V184L101 185ZM193 182H195V183H193ZM85 183H86V184H85ZM88 183H90V184H88ZM91 183H92V184H91ZM105 183H106V184H105ZM108 183H109V184H108ZM119 183H120V184H119ZM127 183H128V184H127ZM183 183H184V182H182V184L180 183L181 185L179 184V186L182 187V185H183L182 188H185L184 186L189 187L188 184L185 185V183H184V184H183ZM75 185H76V186H75ZM94 185H95V186H94ZM97 185H98V186H97ZM195 185H196V186H195ZM73 186H74V187H73ZM77 186H78V187H77ZM81 186H82V187H81ZM83 186H84V187H83ZM100 186H101V187H100ZM144 186H143V187H144ZM153 186L156 187V188H154V189H159V188H157L158 186H156L155 184H154ZM91 187H92V189H91ZM93 187H94V188H93ZM143 187H139V186H138V188H141L142 191H143V189H144V190H146V193L148 192V193H147V196H148V195H149V196H148L147 198L149 199L150 196H151V194H152V192H151V191H148V190L150 189L149 187L146 188V189L143 188ZM76 188H77V189H76ZM87 188H88V189H87ZM114 188H115V189L117 188L116 190L120 189V191H119V190H118V191H115ZM161 188H162V186L160 187V189H161ZM171 188H172V189H171ZM174 188H175V189H174ZM102 189H103V190H102ZM113 189H114V190H113ZM126 189H127V190H130V191L128 192V191H126ZM141 189H139V190L141 191ZM147 189H148V190H147ZM151 189H153V188H151ZM185 189H186V188H185ZM198 189H199V190H198ZM79 190H80V191H79ZM86 190H87V192H86ZM89 190H90V191H89ZM124 190H125V193H122V192H124ZM132 190H134V189H132ZM173 190H174V191L176 190V191L173 192ZM179 190L182 192V194H180V191H179ZM179 190H178V191H179L180 196H177V198L180 197V198H179V201L181 200L180 202H182V200H185L184 202H186V201L189 202L190 200H189V199L187 200V198H185V195H187V193L184 194L185 192L183 193V189H181V188H180ZM83 191H84V192H83ZM121 191H122V192H121ZM134 191H136V190H134ZM140 191H139V192H140ZM196 191H197V193H198V192L200 191V188L198 187V188L196 189ZM116 192H117V193H116ZM137 192H138V189H137L136 192H134V194L137 193ZM139 192H138V193H139ZM82 193H84V194H82ZM119 193H121V194H119ZM126 193H128V195H127ZM130 193L132 194V196L130 195ZM144 193H145V192H144ZM150 193H151V194H150ZM166 193H167V192H166ZM193 193H194V192H193ZM125 194H126L127 196L130 195V198H127V197L125 196ZM177 194H175V195H177ZM194 194H195V193H194ZM68 195H67V196L65 195V197L67 198ZM139 195H140V194H139ZM145 195H146V194H145ZM145 195H144V196H145ZM152 195H153V194H152ZM168 195H166V196H168ZM183 195H184V197H182ZM171 196H172V195H171ZM216 196H217V193H214V194L212 195V197H210V198H208V199H215ZM63 197H64V196H63ZM65 197H64V198H65ZM69 197H70V196H69ZM69 197H68V199H70V200H68V199L66 200V198H65V199L62 198V201L66 200L65 202H67V201H69V202H70V201L74 202V201H73L71 198H69ZM152 197H153V196H152ZM173 197H175V196L173 195L172 198H173ZM181 197H182V198H181ZM84 198H85V196H84ZM147 198H146V196H145V198H144L143 200H146ZM169 198H170V196L168 197V200H169ZM172 198H171V199H172ZM175 198H176V197H175ZM175 198L172 199V201H170L171 199H170L169 201H170V202L176 201ZM183 198H185V199H183ZM59 199H60V198H59ZM60 200H61V199H60ZM134 200H135V201H134ZM143 200H142V202H145V201H143ZM161 200H164V198L161 199ZM166 200H167V199L165 198V201H164V202H169V201H166ZM130 201H128V202H130ZM146 201H147V202H154V201H148V200H146ZM179 201L177 200L176 202H179ZM202 201H203V198H202ZM97 202H99V203H97ZM100 202H102V203H100ZM119 202H120V203H119ZM121 202H122V203H121ZM138 202H139V200H138ZM159 202H160V201H159ZM162 202H163V201H162ZM190 202H194V200H191ZM195 202H196V201H195ZM204 202H205V201H204ZM207 202H211V201L208 200ZM117 203H119V204H117ZM125 204H127V203H125ZM66 206H67V205H66ZM242 208H243V212H248V211H249V206L244 205ZM262 211L264 212V205H263V210H262ZM221 217H222V219H227L226 216H225V214H223L222 216H220V218H221ZM244 221H245V220H244ZM210 222H211V221H210ZM245 222H246L248 225H247V224L244 225ZM245 222H244V224H243V227L245 226V227H244V228H245L244 231H245L246 229H248V228H246L247 226H249V225L251 226V225H252V223L249 224L247 221H245ZM242 223H243V222H242ZM225 224L227 225V221H226L224 224H221V226L224 227V228H223V227H221V228L225 229L226 231H229V229L235 227V226H234V227H232V226H231V227H227L229 224H228L227 226H226ZM240 225H242V224H240ZM240 225H239V227H240ZM256 225L258 226V225H260V224H256ZM229 226H230V225H229ZM250 226H249V228H250ZM252 226H253V225H252ZM252 226H251V229L254 228V226H253V227H252ZM262 226H263V224H261L259 227H262ZM217 227H218V226H217ZM237 227H238V225H237ZM237 227H236V229L234 228L233 231L230 230V231H232V232H230V233L225 232V234H227V236L230 235V234H234V233H235V230H237L236 233L239 234L238 231H239L240 229H242V226H241L240 229H239V227H238L239 230L237 229ZM259 227H255L254 229L258 230ZM263 227H264V226H263ZM263 227H262V229H263ZM228 228H229V229H228ZM254 229H252V231H253ZM259 230H260V229H259ZM259 230L256 231V232H259ZM240 231H241V230H240ZM248 231H251V230H248ZM253 232H255V231H253ZM253 232H252V233H253ZM256 232H255V233H256ZM252 233H251V235H252ZM240 234H241V233H240ZM251 235H249V236H250V237H249L250 239H247V236H246V240H245V237L242 236V237H244L243 239L245 240L246 243H250L251 240H253V238H254L257 234H256V235L254 234L255 236L252 235V239H251ZM242 237H240V239H241ZM248 240H249V241H248ZM247 241H248V242H247ZM250 244H251V243H250Z\"/></svg>","mask_w":264,"mask_h":264}]
</instances>
